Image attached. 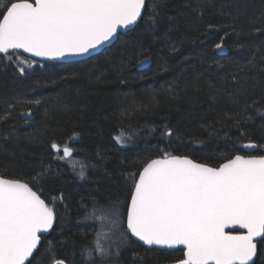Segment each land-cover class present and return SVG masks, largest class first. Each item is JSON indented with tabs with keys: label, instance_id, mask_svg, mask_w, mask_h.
I'll use <instances>...</instances> for the list:
<instances>
[{
	"label": "trees",
	"instance_id": "trees-1",
	"mask_svg": "<svg viewBox=\"0 0 264 264\" xmlns=\"http://www.w3.org/2000/svg\"><path fill=\"white\" fill-rule=\"evenodd\" d=\"M201 11L203 20L197 21ZM209 23L219 31L209 32ZM221 37L224 53L214 48ZM144 59L150 63L139 68ZM18 60L33 59L18 51L11 61L0 59V171L25 181L42 169L50 173L37 187L57 220L38 250L44 252L51 241L54 255L43 256L41 264H82L81 250L92 245L99 227L86 218L91 198L126 206V174L161 155V149L211 166L236 154L264 152L240 148L249 139L264 144V118L239 125L240 117L232 118L244 115L245 104L264 98V0H161L155 26L139 22L88 58L39 61L23 76ZM249 60L255 67L241 72ZM29 109L32 115H24ZM166 128L173 130L171 136L163 135ZM120 129L130 134L129 143L112 139ZM54 141L69 142L74 159L87 164L85 178L56 158ZM133 253L135 264H176L183 258L181 249L134 242L123 251L121 264H133Z\"/></svg>",
	"mask_w": 264,
	"mask_h": 264
},
{
	"label": "snow or ice",
	"instance_id": "snow-or-ice-1",
	"mask_svg": "<svg viewBox=\"0 0 264 264\" xmlns=\"http://www.w3.org/2000/svg\"><path fill=\"white\" fill-rule=\"evenodd\" d=\"M160 6L161 0H0V59L11 61L18 50L43 60L94 54L117 39L120 29L139 22L155 26ZM195 19L202 21L203 12ZM207 28L219 31L210 23ZM224 47L221 37L214 48ZM37 63L34 59L18 60V74L25 75ZM249 66L255 67L252 60L239 70L244 72ZM232 79L240 83L235 75ZM243 112L232 117H240L238 125L254 122L256 116L264 118V98L245 104ZM24 115L31 116V109ZM172 134L171 128L163 133ZM112 139L124 145L130 134L120 129ZM240 147L264 149V144L249 139ZM50 148L57 159L69 162L70 168L85 178L87 164L74 159L75 150L69 142L60 145L54 141ZM160 151L161 155L126 174L130 181L126 206L120 200L102 205L91 198L86 218L96 220L99 227L92 245L81 250L82 264H121L123 251L134 242L149 248H181L183 258L176 264H264V155L237 154L211 166ZM49 174L48 169H42L25 181L0 171V264H41L43 256L54 255L51 241L44 252L38 250L41 235L53 230L57 220L54 206L41 198L37 187ZM58 199L63 200V195ZM237 226L244 231H226ZM137 258L133 253V264ZM53 264L65 261L54 260Z\"/></svg>",
	"mask_w": 264,
	"mask_h": 264
},
{
	"label": "water",
	"instance_id": "water-1",
	"mask_svg": "<svg viewBox=\"0 0 264 264\" xmlns=\"http://www.w3.org/2000/svg\"><path fill=\"white\" fill-rule=\"evenodd\" d=\"M133 27H134V26H130L129 29H120L119 32H120V34H121V33H124V32H127L128 30L132 29ZM115 40H116V39H114L113 41H110V42L106 43L103 47L96 49L94 54H97L98 52H100V51L103 50L104 48L110 46L111 43H113ZM216 51L219 52V53H224V52L226 51V49L223 48V50H216ZM18 52L24 54L25 56H27V57H29V58H32V59H34V60H38V61H43V62H69V61H75V60L85 59V58H88V57L94 55V54H89V55H85V56H67V57H64V58H61V59H55V60H43V59H41V58H39V57H32L31 54H29V53H25V52H23V50H18ZM142 61H146V62L143 63V64H138V67H139V68H143V67L147 66V65L150 63V60H149V59H144V60H142ZM244 144H245V143H244ZM241 145H242V144H241ZM241 145H240V146H241ZM240 148H241V147H240ZM244 150H247V151H249V152L252 151L251 149H244ZM236 155H237V154H236ZM240 155H241V154H240ZM262 155H264V152H263ZM246 156H247V155H246ZM224 162H225V161H224ZM199 163H200V162H199ZM222 163H223V162H222ZM41 198H42V197H41ZM42 199H43V198H42ZM125 225H126V222H125ZM228 230H231V231H244L243 229H239L238 226H237L236 228H234V229H226V231H228ZM49 232H50V231H49ZM49 232H48V233H49ZM48 233H43L42 235H45V234H48ZM42 235H41V236H42ZM133 240L135 241V238H133ZM138 243L141 244V245H143V246L146 247V248H149V246L144 245L143 242H138ZM38 247H39V246H38ZM151 248H158V249H165V250L181 249V248H179V247H178V248H174V249H167V248H160V247H158V246H152Z\"/></svg>",
	"mask_w": 264,
	"mask_h": 264
},
{
	"label": "flooded vegetation",
	"instance_id": "flooded-vegetation-1",
	"mask_svg": "<svg viewBox=\"0 0 264 264\" xmlns=\"http://www.w3.org/2000/svg\"><path fill=\"white\" fill-rule=\"evenodd\" d=\"M37 61H38V60H37ZM40 62H43V61H40ZM252 151H253V150H252ZM262 154H263V153H262ZM262 154H261V155H262ZM51 231H52V230H50V232H51ZM50 232H49V233H50ZM49 233H48V234H49ZM48 234L42 235V236H41V240H42V237H43V236H46V235H48ZM40 244H41V243H40ZM39 246H40V245H39ZM38 248H39V247H38ZM174 250H175V249H174ZM30 259H31V258H30Z\"/></svg>",
	"mask_w": 264,
	"mask_h": 264
},
{
	"label": "rangeland",
	"instance_id": "rangeland-1",
	"mask_svg": "<svg viewBox=\"0 0 264 264\" xmlns=\"http://www.w3.org/2000/svg\"><path fill=\"white\" fill-rule=\"evenodd\" d=\"M96 221V220H95ZM97 222V221H96ZM99 225V224H98ZM122 225H123V222H122ZM105 231H106V229H105ZM94 240H95V238H94ZM94 240H93V242H94ZM98 259H99V257H98Z\"/></svg>",
	"mask_w": 264,
	"mask_h": 264
},
{
	"label": "bare ground",
	"instance_id": "bare-ground-1",
	"mask_svg": "<svg viewBox=\"0 0 264 264\" xmlns=\"http://www.w3.org/2000/svg\"><path fill=\"white\" fill-rule=\"evenodd\" d=\"M112 44V43H111Z\"/></svg>",
	"mask_w": 264,
	"mask_h": 264
}]
</instances>
